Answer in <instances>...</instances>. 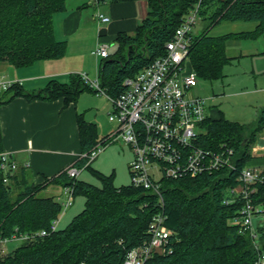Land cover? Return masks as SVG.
Segmentation results:
<instances>
[{
  "label": "trees",
  "instance_id": "1",
  "mask_svg": "<svg viewBox=\"0 0 264 264\" xmlns=\"http://www.w3.org/2000/svg\"><path fill=\"white\" fill-rule=\"evenodd\" d=\"M95 1L102 4L136 0ZM146 1L148 14L135 32L119 33L114 52L100 58V85L113 98L123 93L126 78L134 77L165 55L166 43L174 38L185 17L197 7L199 19L205 21L206 26L197 34L192 31L189 59L200 81L213 82L225 76L224 68L232 62L226 54L229 40H255L264 36V0ZM66 9L67 0H0V64L25 68L39 61L64 58L68 42L57 39L54 16ZM224 22H253L256 28L213 35L212 29ZM85 91L97 94L80 73L72 74L68 83L51 80L37 93H28L22 84L15 82L0 91V107L19 96L28 100L62 99L69 105ZM77 119L80 154L90 153L105 136H99L97 125L86 121L84 114H78ZM202 126L206 133L201 135L200 145L214 150L221 144L233 147L236 170L164 178L159 197L153 190L130 183L117 186L115 173L106 175L95 169L89 158L78 159L74 165L82 172L90 171L100 184L80 179V175L71 177L65 171L52 180L70 188L74 200H83V208L65 227L56 231L50 228L60 218L61 203L54 197L39 196L45 186L31 183L27 168L20 167L16 173L7 174V183L0 169V241L14 235L49 231L46 236L22 242L1 257L0 264H122L130 250L149 240V224L160 211L167 215L166 225L176 233V238L171 239L165 254L155 256L157 264H253L258 253H264V228L258 234L257 250L256 240L249 234L241 235L239 227L233 223L243 200L236 198L228 204L232 196L227 190L238 185V173L252 159V147L264 130V107L251 126L228 120L223 113L218 118L210 116ZM3 151L0 127V153ZM251 198L264 212V184L256 185Z\"/></svg>",
  "mask_w": 264,
  "mask_h": 264
},
{
  "label": "built area",
  "instance_id": "2",
  "mask_svg": "<svg viewBox=\"0 0 264 264\" xmlns=\"http://www.w3.org/2000/svg\"><path fill=\"white\" fill-rule=\"evenodd\" d=\"M97 3L95 0H93ZM101 23H109L110 18L97 13ZM199 20L198 7L186 17L172 40L166 43V53L152 64L142 69L134 77L126 78L124 91L113 98L101 88L99 75L92 79L86 73H80L83 81L97 94L104 95L112 104L109 121L115 123V130L105 136L90 153L80 154L79 159L89 158L94 161L109 144L118 142L130 148L132 159L129 162L130 184L153 190L160 197L162 179H180L186 176L197 177L225 170H236L234 163L235 149L221 144L217 150L200 145L201 135L206 133L202 123L210 117L207 98L196 96L194 89L199 78L190 67L189 49L192 42L191 33ZM96 56L107 58L109 45L99 44ZM15 82L0 76V91L7 90ZM28 167L29 164L24 165ZM20 168L18 161L8 152L0 153V169L7 174L16 173ZM64 171L71 177H78L82 170L74 164ZM238 185L228 188L231 200L240 198L243 206L233 223L239 227L241 235L249 234L257 239L252 229V217L263 211L253 204L251 195L256 192L257 184H264V169L243 168L236 177ZM66 200L60 202L62 214L73 204L72 190L64 187ZM59 220L51 225L56 231ZM167 215L164 211L156 213L148 227L149 240L143 245L130 250L122 264H157L155 256L163 255L176 233L166 225ZM49 231L14 235L1 240L0 245L8 242H26L37 236H46ZM256 249L259 245L256 243ZM253 264H264V253H258Z\"/></svg>",
  "mask_w": 264,
  "mask_h": 264
},
{
  "label": "crops",
  "instance_id": "3",
  "mask_svg": "<svg viewBox=\"0 0 264 264\" xmlns=\"http://www.w3.org/2000/svg\"><path fill=\"white\" fill-rule=\"evenodd\" d=\"M148 11L149 6L146 0L102 4H97L93 0H67L66 11L54 16L57 39L68 42L66 56L59 60L39 61L25 68H14L2 63L0 64V76L11 81H20L28 93L39 92L51 80L68 83L71 75L75 73H86L88 76L92 73L96 77L101 61L100 57L95 54L98 45L108 44L109 52H114L115 39L118 34L123 32L133 34L146 18ZM98 12L110 18V22L101 23L96 17ZM239 26L240 30L217 34V36L253 31L256 23ZM214 29L211 31L212 34ZM242 42L244 41L229 40L227 42L226 54L232 58V61L240 62L247 57H264V48L250 44L243 45ZM112 45H114L113 50H111ZM251 73L250 88L235 90L237 83L234 79L236 78L231 79L230 88L234 89L235 98L252 96L253 101L250 107L255 109L258 117L260 110L264 107V67L256 70L253 66ZM86 92L88 91L82 92L77 101L69 105H65L62 99L28 100L24 96H19L0 107L3 150L10 153L18 161L20 167L29 164L25 167L29 181L36 186H45L39 193V196L42 195L40 197H54L59 202L66 200L62 192L63 187L52 180L79 159L81 145L77 116L85 114L84 112L88 109H83L79 105L80 98H96L93 95H84ZM212 109L210 107V110ZM92 123H95L97 128L99 127L96 118ZM262 133L252 147V159L246 167L264 169V145L258 144L259 139H264ZM117 151L121 149L108 145L102 155L107 156L116 152L119 159L121 158V166L127 173L132 153L122 150V155ZM82 208L83 200L75 199L73 205L60 215L58 228L65 227Z\"/></svg>",
  "mask_w": 264,
  "mask_h": 264
},
{
  "label": "rangeland",
  "instance_id": "4",
  "mask_svg": "<svg viewBox=\"0 0 264 264\" xmlns=\"http://www.w3.org/2000/svg\"><path fill=\"white\" fill-rule=\"evenodd\" d=\"M250 23L253 22H236V24L224 22L222 25L217 26V28L213 30V35L224 34L234 30L237 31L240 30L238 29L240 27L239 25H247ZM205 26L206 22L199 19L193 29V33L197 34L201 32ZM243 41V45L250 44L251 46H259L261 49L264 48V36L255 40L244 39ZM113 49L114 45L111 46V50ZM253 66L256 70L264 67V57L260 56L259 58L255 56L254 58H244L240 62L232 61L224 68L225 76L221 80L213 82L199 81L198 86L193 92L196 96L207 98V106L213 108L212 110H209L211 117L218 118L220 114L223 113L225 118L229 120L239 121L241 124L248 126L255 124L257 120L256 111L253 107H250L253 101L252 96H240L235 98L233 94L234 89L230 88L231 79L234 78H236L234 81L237 83L235 90H247L250 88L249 85L252 79L251 70ZM89 76L92 79L95 78V75L92 73H90ZM84 95L96 96L95 99L80 98L79 105L82 106L83 109L88 108L87 111L84 112L85 118L88 121L94 122L95 118L97 119V123L99 125V136L102 137L113 132L116 126L114 122L109 121V113L112 111V104L108 98L104 95H99L93 92H86ZM262 135H264V132ZM110 146L114 148L118 147L121 151L125 150L128 153H132L130 148L118 142L112 143ZM121 151L117 152L121 153ZM103 152L91 163L92 166L104 174L109 175L111 173H115V184L117 186L128 185L130 182L129 168L127 170L128 172L125 173V170L121 166V158L119 159L117 154H115L116 152H112L107 156H103ZM79 178L96 185L100 184L99 180L88 170H83V173L79 176ZM63 191L64 187L62 188V192ZM40 196L42 195L40 194ZM261 228H264L263 211L254 214L252 217L253 232L257 235L259 234ZM259 236L260 235H258L256 239L257 244H260ZM20 245L21 242L19 241H12L6 243L5 245H0V258L10 253Z\"/></svg>",
  "mask_w": 264,
  "mask_h": 264
},
{
  "label": "water",
  "instance_id": "5",
  "mask_svg": "<svg viewBox=\"0 0 264 264\" xmlns=\"http://www.w3.org/2000/svg\"><path fill=\"white\" fill-rule=\"evenodd\" d=\"M258 144H259V145H264V139H262V138L259 139Z\"/></svg>",
  "mask_w": 264,
  "mask_h": 264
}]
</instances>
